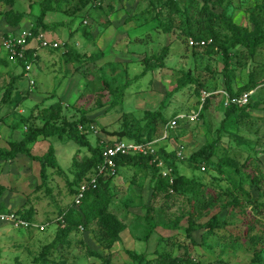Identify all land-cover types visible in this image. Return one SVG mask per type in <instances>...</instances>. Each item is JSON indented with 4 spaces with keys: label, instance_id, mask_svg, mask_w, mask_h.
<instances>
[{
    "label": "rangeland",
    "instance_id": "rangeland-1",
    "mask_svg": "<svg viewBox=\"0 0 264 264\" xmlns=\"http://www.w3.org/2000/svg\"><path fill=\"white\" fill-rule=\"evenodd\" d=\"M175 1L181 10L187 6V14L192 18L191 24L189 23L192 29H195L194 18H198L197 12L200 10L204 13H219L220 24H217V18H213L212 29L220 35L230 33L226 26L227 21L236 22L248 30L253 29L249 17L250 9L257 13V20H261L260 27L264 31V0ZM42 2L43 0H0V16L9 29L16 27V30L18 26L29 28L36 22ZM81 2H84V7ZM166 6L169 7L166 0H64L56 8L47 9L42 19L45 28H39L38 33L50 41L49 38L65 40L68 46L71 44L77 49L80 58L76 61L70 56L65 60L66 56L60 54L66 49H58L56 53L47 52L49 56L41 62L40 68L45 72L49 71L48 73L54 71L56 77L51 81L43 72L38 76V86L34 82L32 90L29 87V90L25 89L27 93L37 90L30 94L31 97L22 100L21 119H25L29 111L31 115L28 120H16L15 124L19 128L16 130L22 133V123L27 126L30 120L38 119V113L44 107L31 106L28 111L29 107L25 105L30 103V99L34 100L33 95H41L42 100L46 98L44 105L51 101H60L63 105L61 113L63 112L65 118L77 120L83 117L85 123H93L95 132L85 135L92 144L102 147L120 139L115 133L124 128L133 132L139 127L141 136H145L150 130L151 137L160 135L165 122L176 114L188 113L197 104L199 90L205 89L212 94L204 99L197 117L193 121L179 119L174 129L167 132L166 143L157 141L153 144L154 148L164 145L167 151L183 153L181 160L176 158V173L188 183L185 185L190 187V192H173L169 189L168 196L161 193L152 198L150 193L153 179L150 169H141L137 165H119L108 183L107 190L111 196L106 203L107 211L123 225L117 239L104 247L103 243L95 240L92 233L95 227L92 222L82 230L69 232L65 237V244L58 246L56 250L49 249L44 262L39 255L43 245L54 236L57 222L53 219L59 215L58 210L67 207L72 199L75 169L73 170L71 161L74 158V161L80 163L87 155L84 148L74 151L76 144L72 141L64 144V141L55 140V143H50L48 139L45 141L46 146L48 143L52 145L55 160L62 169L61 173L47 168L45 184L39 188L38 177L34 182L31 173L30 177L9 175L7 184L3 186L8 191L18 192L17 195L22 194L18 196L21 201L26 197L30 205H24L22 209H31L30 221L44 224V228L25 229L0 223V264H105L102 260L109 264H134L126 250L143 252L151 258L154 249L168 252L172 256H182L185 252L200 264H248L251 253L261 250L260 261L253 264H264V41L252 49L251 55L245 53L241 45L235 46L229 52V70L232 71L231 82L235 90L242 87L248 77L254 84L247 89L251 91L248 103L241 105L243 109L224 120V109L228 105L223 104L224 93L216 92H225L220 70L221 55L202 52L191 55L190 45L187 44L189 39H194L178 34L182 22H178V16L169 13ZM76 8L81 9L75 10ZM9 9L18 13V21L5 20L2 12ZM160 20L162 23L168 22V27L172 30L163 33L156 27L150 28ZM15 30L14 32L18 31ZM68 31L71 35L76 31L78 34L70 39ZM91 32L93 36L100 34L108 45L119 43L118 54L111 46H99L97 49V45H89ZM135 34L145 41L149 37L150 39L140 48H136L138 44L134 48L128 45L127 48L125 35ZM79 37L87 41H79ZM200 40L204 43L209 41ZM131 42L134 41H129ZM166 42L171 55H167L160 67L146 70L140 75L142 55L160 52ZM171 46H179V50ZM100 49L111 52L107 51L104 58L99 59L95 53ZM233 51L236 52L231 54ZM241 53L245 57L242 58ZM85 55L87 58H84ZM3 59L1 56V63H5L6 59L11 60L6 54ZM102 60L111 61L113 69L102 64V71L95 70L97 63L100 64ZM88 61L95 62V65L90 67ZM32 69L28 73L32 74ZM17 70L19 67L15 68L16 72ZM186 70L194 81L186 82L179 89L173 90L179 80L189 77ZM12 74L10 68L0 65V104L3 105L7 100L9 107H14V104L17 107L18 102L14 99H18L20 93L27 94L18 88L20 85L26 88V80L18 78L17 89L12 88L11 83L16 77ZM103 78L108 81L106 89L100 88ZM118 86L123 87L122 101L118 105L109 106L112 93L107 89ZM198 86L200 87L197 91ZM49 93H54V98ZM64 103L69 104L65 107ZM248 104L255 105L250 108L246 106ZM145 110L155 111L160 116L146 121L149 117L142 118ZM206 143H213L208 163L199 161L189 165L186 157ZM169 161L173 162L172 159L165 162L160 160L168 167ZM89 172L88 174L91 173ZM253 176L255 183L250 179ZM168 184L171 185L172 182ZM234 185H239L245 194L240 195L234 189L238 203L228 204L231 194H222L219 191L232 189ZM196 201H207L208 205L198 210ZM160 204L164 205L163 209ZM197 212L199 215L194 218L196 223H203L212 214L225 222L222 228L212 231L214 235L206 236V243L203 245L200 244L205 231L203 228L190 232L193 242L185 237L182 229L189 214ZM146 214L159 223H170L176 219L181 228L171 230L156 226L149 238L144 240L148 225ZM168 235L173 236L168 239ZM250 235H259L260 241L252 244L248 239ZM159 236L164 237L163 240L158 239ZM214 241L218 243L213 245ZM225 243L227 247L222 246ZM89 251L93 253L90 254Z\"/></svg>",
    "mask_w": 264,
    "mask_h": 264
},
{
    "label": "trees",
    "instance_id": "trees-1",
    "mask_svg": "<svg viewBox=\"0 0 264 264\" xmlns=\"http://www.w3.org/2000/svg\"><path fill=\"white\" fill-rule=\"evenodd\" d=\"M64 0H43L42 5L39 9V14L36 18V22L31 25L30 31L32 35H35L38 33L39 28H45V24L43 23L42 19L45 15V11L49 9L50 7H57L59 3ZM168 12H172L178 16V22H182V25L180 27V32L178 34H183L186 36H191L194 40L199 41L200 39L209 40L208 43H203V45H192L189 46L191 55H194L196 53L202 52L205 54L210 53H217L218 55H221V74H222V83L225 89V92L229 98L238 96L240 93L244 91H248L251 87V85L254 84L251 79H249L247 82L238 89L235 90L233 87V83L231 82L232 79V71L229 70V60H230V53L231 50L238 45H241L245 51V53L251 55V52H253V48L257 46L260 42L264 41V31L260 27L261 20H257V13L254 10L249 9V17L250 22L253 24V29H246L243 26L238 25L236 22L227 21L226 26H228L230 33L225 36L220 35L214 28L212 29V20L213 18H217V24H220V15L219 13H213L212 11H206L204 13L203 11H198L197 15L198 18H194L195 22V29H192L190 24L192 22V18L190 15L187 14V6H185L182 10L181 8H178L177 2L175 0H166ZM7 4H11L9 2H6ZM204 3V1H203ZM84 2H81V5L83 6ZM84 7V6H83ZM255 8V7H253ZM81 8H76L75 10H78ZM261 11V10H260ZM168 13V15H169ZM259 13V12H258ZM4 15V18L6 21L15 22L18 19V13H15L12 9L6 10L2 12ZM171 17V16H169ZM202 17V18H201ZM201 18V19H200ZM18 21V20H17ZM190 23V24H189ZM169 23H162L161 20L156 23L155 25L152 24L150 28L156 27L157 30H160L163 33H166L167 31H170L172 29H169L168 27ZM40 31V30H39ZM137 38L141 41L142 44L146 43L147 41L143 40L141 36L136 35ZM225 40V41H224ZM139 41V42H140ZM58 48V47H57ZM48 49H56V48H48ZM160 52H155L153 55H142L140 59V64L142 65L141 74H143L146 70H152L154 68L160 67L161 64H163V60L165 59L167 53H168V45H163L160 48ZM233 51L231 54H234ZM27 59H33L29 56V51L25 52ZM63 56H66V60L70 58L72 60H78L80 58V55L76 53L71 47H68L64 52H62ZM95 56L98 58L102 56L101 51H96ZM209 57V56H208ZM241 57H245V54L241 53ZM84 58H87V55L84 56ZM93 58V57H90ZM21 66L23 65L21 60H17ZM111 64V63H110ZM114 64V63H113ZM112 66V64H111ZM113 67V66H112ZM23 70V69H22ZM97 70L102 71V67L99 66ZM187 71V70H186ZM186 74L189 76V71L186 72ZM178 81V80H177ZM194 80L191 79V77H187L184 80H179V82L176 83L173 90L179 89L184 84L193 82ZM100 88L106 89L108 87V81H106L105 78H103L101 81ZM264 83V82H263ZM261 83V84H263ZM198 89L197 91L199 90ZM122 86L108 88L107 91H110L112 94V100L109 103V106H114L119 104L122 101ZM248 89V90H247ZM5 92V91H4ZM2 98V96H1ZM3 99V98H2ZM7 101V100H6ZM8 102V101H7ZM248 103V102H247ZM246 103V104H247ZM61 102L55 101L47 106H44L38 113V119H33L32 122H30L26 127L25 130L22 132V137L18 141H10L8 143L7 149H0V160H9L16 154H23L28 159L34 160L38 163V183L37 187L39 188L41 185L45 184V178H46V169L52 168L56 173H61V168L58 165L57 161L55 160L54 156V149L51 144H48L46 147V150L41 155H31L29 153V144L34 141V139L37 136L42 137H51L62 141H72L76 144V147L74 148V151L79 150L81 148H84L87 152V155H85L84 159L77 163L74 161V158L71 161V166L73 167V172L75 183L73 188V193L78 186L80 182L86 181V177L88 175V172H92L94 167L100 162L101 156H100V149L101 147L98 146V144H92L91 141L87 138V135L83 133H79L76 130V124L77 123H85L86 120L83 117H80L77 120H69L65 118V115H63V112L61 113V108L63 110V107L60 106ZM255 104H248L246 106H254ZM246 108V107H245ZM256 108V107H252ZM241 106H237L233 103H229V105L224 109V117L223 119L229 118L234 113L241 110ZM175 114V113H174ZM173 114V115H174ZM159 113L155 111L145 110L143 111L142 118H147L146 121H152L156 117H158ZM28 117H25L23 121L28 120ZM150 130V128H147ZM152 130L148 134H145V136H141L142 134L139 131V127H136L133 132L128 131L126 128L121 129L117 131L115 134L120 137V139L125 140H131L132 142H144L151 140L157 136L150 135ZM124 137V138H121ZM213 143H206L202 146H200L197 150L190 153L186 160L189 165L195 164L199 161L208 163L210 156L212 155L213 150ZM152 152H147V154L143 155L140 153H134V154H128V155H122L114 158V162L116 165V168L119 165H137V167L141 169H150V176L153 179V185L151 189L150 196L153 198L161 193H163L164 196L169 195V189H171L173 192L180 191L182 193L184 192H190V187H188L185 184H188L182 176H178L176 173V167L178 159L176 160V157L174 156L173 152L167 151L164 148V145H160L157 147H152ZM160 159L164 160V162L167 159H172L173 162L169 161V167L171 168L173 180L172 184L169 185L167 182V179L162 177L160 175V168L155 166V162ZM168 165L164 164V167ZM89 172V173H90ZM114 176V175H113ZM113 176H106L101 177L98 176L95 182L94 188L87 189L83 197L81 199V202L76 207L71 206L69 204L67 207L63 208L62 210H58L57 214H61L63 217L64 225L61 227L56 224V229L54 232L53 238L45 243L40 251V259L45 262V255L47 254L48 250L53 249L56 250L58 246L65 244L64 240L66 235L76 230L78 231V227L80 226L82 229L85 225L89 223H94V230H92V233L95 237L96 241H100L103 243L104 247H108L114 240L117 239L119 231L122 230L123 225L122 223L114 217L112 213L107 211L106 203L109 200V197L111 196L108 193V183L113 178ZM250 177V175H247ZM252 182H254L256 179H254V176L250 178ZM255 183V182H254ZM36 187V188H37ZM108 189V190H107ZM238 192V194H245L242 190V188L239 185H234L232 189L225 188L220 193L224 194H231V198L227 202L228 204H237L238 203V197L236 194L233 193V191ZM72 190V189H71ZM234 191V192H235ZM233 194V195H232ZM197 202V209H204L208 205L207 201H196ZM164 205L160 204L161 209H163ZM79 207V208H78ZM2 207L0 206V210ZM8 211H13L16 215H18L20 218L26 220L27 222H31L32 219V210L26 208L25 210L22 209V206L17 207L15 209H9L7 211H0V213H5ZM60 211V212H59ZM148 212V211H147ZM200 212V211H199ZM199 213L192 214L190 213L188 216V219L186 220V225L182 228L184 231V235L189 241L193 242L190 237V232L203 228L205 231L201 236L202 242L200 243L203 245L206 243V236L208 235H214V232H212L215 229L222 228L225 224L224 220L218 218L215 214L210 215L206 221L203 223H196L194 221V218L197 217ZM150 219V220H148ZM146 220L148 221L147 230L144 234V240L148 239L149 236L153 233V229L156 226H162V228L166 229H179L181 228L180 225L177 224V220L174 219L172 222L168 223H159L157 220H154L152 217H147L146 214ZM1 223V222H0ZM48 223H46L47 225ZM33 228V227H32ZM25 229H31L30 226H28ZM37 230V228H34ZM81 229V230H82ZM39 230V229H38ZM175 235V234H174ZM173 235H168V239L171 238ZM160 240H163L164 237L159 236ZM166 237V238H167ZM249 241L252 244L258 243L260 240L259 235H250ZM218 242L214 241L212 242L213 245H216ZM210 245V244H207ZM227 247L228 245L225 243L224 245ZM222 249V248H221ZM154 253L153 257L149 258L148 255H146L143 252H135L131 250H126V253L129 258H131L132 262L134 264H200L199 262L193 260L187 253H183L182 256H172L168 252L164 251H157L153 250ZM221 252V251H220ZM260 252L261 250H254L251 253V257L248 264L257 263L260 261ZM90 254H92V251H89ZM43 262V263H44ZM102 263L109 264L108 261L102 260Z\"/></svg>",
    "mask_w": 264,
    "mask_h": 264
},
{
    "label": "built area",
    "instance_id": "built-area-1",
    "mask_svg": "<svg viewBox=\"0 0 264 264\" xmlns=\"http://www.w3.org/2000/svg\"><path fill=\"white\" fill-rule=\"evenodd\" d=\"M203 41L199 40H191L189 39L187 45H203ZM34 44V45H33ZM60 46L59 42L50 41L46 39L41 33H37L35 35L31 34L29 28L18 29L16 32H8L2 33L0 35V49L6 54L7 58L12 61L21 60L23 65V75L27 78L28 87L30 90L34 85V80L28 75V71L30 70L32 60L25 58L26 51H29V56L33 57L35 54V50L37 49H48V48H57ZM217 92L224 93V101L223 104L225 106L229 105V103H233L237 106H241L247 103L251 91H244L240 93L238 96H234L229 98L227 94L221 90ZM211 93L201 89L198 95V101L194 108L190 109L188 113H179L171 117L168 121L165 122L162 128V132L158 137H155L151 140L144 142H132L131 140L125 139H116L110 144L103 145L100 149V162L94 167L93 171L87 175V179L84 182H80L76 187L72 199L71 206L76 207L80 204L81 199L83 197L84 192L89 188H94L95 182L98 176L106 177L113 176L116 173V165L114 162V158L122 155L140 153L147 154V152L153 151V144L157 141H164L166 143L168 131L173 130L176 126V123L179 119L186 118L188 120L193 121L201 110L204 99L208 97ZM76 130L79 133L88 134L95 132V125L93 123H77ZM174 155L176 158H183V153L174 151ZM155 166L160 168V175L167 179L168 183L172 182V174L170 167H164V164L157 160ZM57 222V225L63 226L64 221L62 215H58L53 219ZM0 222L12 225L18 228H27L28 226L37 228L39 230L44 228V224H37L33 222H27L26 220L20 218L13 211H8L5 213H0ZM79 230L82 228L79 226Z\"/></svg>",
    "mask_w": 264,
    "mask_h": 264
},
{
    "label": "crops",
    "instance_id": "crops-1",
    "mask_svg": "<svg viewBox=\"0 0 264 264\" xmlns=\"http://www.w3.org/2000/svg\"><path fill=\"white\" fill-rule=\"evenodd\" d=\"M1 17L2 16H0V32L1 33L2 32L3 33L14 32V30H15L16 27H13V28L10 27V29H9L7 27V24L2 20ZM18 27L19 28H17V29L26 28L24 26H18ZM29 29H30V27H29ZM91 33H92V35H91ZM91 33H90L91 37L88 40V42L90 43L89 45H97L98 46L97 49L99 48V46H103V47L104 46L105 47H108V46L110 47L111 46V45H108L105 42L106 39H102V37H101L100 34L99 35H96V36H93V32H91ZM77 34H78L77 31L75 33H73L72 35H71L70 31H68V37H70V39L76 37ZM125 37H126V43H127L126 44V47L127 48H128V45L131 46L132 48H134V47H136V44H138V47H136V48H140V47L144 46L145 44H147V42L150 39V37H149V39L146 40L147 42L144 43V44H142L141 41L137 38L136 34L133 35V36H127V35H125ZM134 37H135V40L133 39ZM49 39H51V41H56V42H61V43H60V46L58 48H56V49H45V50H43V49H37V50H35V54L33 56L34 58L32 57L33 59H32V63H31V67H30V68H33L32 69V74L31 73H28V75L32 79L34 78L33 80H34V82L37 83V86H38V82L40 80L38 78V76H39V74H42L43 72L46 74V76L48 77V79L51 80V81L54 80L55 77H56V74H55L54 71H51L50 73H48L49 71L48 72H45V70H42L40 68L41 62H43L46 58H48L47 56H49L47 54V52L51 53L52 51H54V53H56V50H58V49L65 50L68 47H71L77 53V51H76L77 49L74 46H72L71 44H70V46H68V44H67V42L65 40L58 41L57 39L55 40V38H49ZM80 40H81V38L79 39V41ZM82 40L83 41H87L85 38L82 39ZM132 40L134 42L129 43V41H132ZM117 41H119V40L117 39ZM135 41H138V42H135ZM168 42H166L165 45H168ZM117 47L118 48L120 47V44L119 43L116 44V45H114V46H111L110 48L111 49H114V51L116 52V54H118ZM172 48H175V49H178L179 50V46H175V47H172ZM104 50L105 49L98 50V51H101L102 52V56L99 57V59L100 58L103 59L104 56L106 55V52L107 51L111 52V50H106V51H104ZM4 55L5 54H4L3 50H1L0 57L2 56V59H3V56ZM60 55H62V54H60ZM167 55L169 56L171 54H169V52H168ZM167 55H166L165 58H167ZM172 56H173V54H172ZM186 59H188V58L186 57ZM110 62L111 61L102 60L100 62V64L97 63V66L94 69L97 70L98 67L101 66L102 64L106 65L105 67L108 66L110 69H113V67L111 66ZM172 62H174V60ZM87 63L90 64L89 65L90 67H92V66L95 65V62H92V61H88ZM0 65L2 67H5V68H7V67L10 68L12 70L13 74L16 75L13 83H11L12 84V88L17 89V86L16 85L18 84V81H17L18 78H24L26 80V88H24V86H22V85H20L18 88H21L23 90L24 94L27 93V92H25V89H28L27 78H26V76L23 75V70H22L21 64H19L17 61H12V60H7L6 59L5 63H1L0 62ZM78 65H79V63H78ZM16 67H19V70H17V72L15 71V68ZM104 76L106 77V75H104ZM18 91H19V89H18ZM36 91L37 90H34V92H36ZM34 92L33 91H29L26 95H23L22 93H20L21 96L18 99L17 98H15V99L14 98H11V99H14L16 101V103L18 102L17 107H15L16 104L13 105L14 107H9L10 106L9 105V101L8 102L6 101L5 103H3V105H2V103L0 104V149H7L8 148V143L11 140L12 141H18V140L21 139L22 133L21 132H18L16 130V129H19V128H18V126H16L15 123H16V120H18V119H20L21 121L23 120V119H21V117H22L21 115L23 113L22 112V108H21V107H23L22 100L24 98H26V97L27 98L31 97L30 94L31 93H34ZM49 94H51V96H50L51 98H54V93H49ZM33 96H35L34 97V100L32 101L30 99V103H28V104L25 105L26 107H29L28 111L30 110L31 106H33V107H44V106H47V105L55 102V101H51L47 105H44V103L46 101V98L42 100L41 95H33ZM56 101H58V100H56ZM68 104H65L64 103V106L66 107V105H68ZM60 106L63 107L62 104ZM30 115H31V113L29 111V113H28V115L26 117L29 116V118H30ZM32 121L33 120H30V122H32ZM35 122H36V120H35ZM25 127L26 126L24 125V123H22V131L25 130ZM48 139L50 140V143H55V140L58 141V142L62 141V140H58V139L51 138V137L37 136L34 139V141H32L29 144V153L31 155H41L46 150L45 146H46L47 142H45V141L48 140ZM50 143H48V144H50ZM65 143H66V141H64V144ZM19 155L20 154H16L15 156H13L9 160H0V206L2 207L1 210L3 212L4 211H7L9 209H15V208L20 207V206H22V208H24V205L25 206L26 205L27 206L30 205V203L28 202V200L26 199V197L24 196V194H23V196L25 197V199L23 201H21L18 196H21L22 194L21 195H17L18 192H15L14 190L8 191V190H6L5 187H3V186H5V184H7V178L9 177V175H11V176H21L22 175V176H28V177H30V173H31L33 181L36 182L37 176H38V163L36 161H34V160L28 159V157H26V156H22L21 157ZM50 169L52 170V168H50ZM10 199H12L11 202H10ZM13 204L15 205L14 208L12 207ZM4 224H6V223H4Z\"/></svg>",
    "mask_w": 264,
    "mask_h": 264
},
{
    "label": "clouds",
    "instance_id": "clouds-1",
    "mask_svg": "<svg viewBox=\"0 0 264 264\" xmlns=\"http://www.w3.org/2000/svg\"><path fill=\"white\" fill-rule=\"evenodd\" d=\"M203 90H205V89H203ZM199 91H200V90H199ZM217 91H218V90H217ZM217 91H216V92H217ZM225 93H226V92H225ZM211 94H212V93H211ZM201 108H202V107H201ZM88 134H90V133H88ZM70 203H71V202H70ZM60 215H61V214H60Z\"/></svg>",
    "mask_w": 264,
    "mask_h": 264
}]
</instances>
